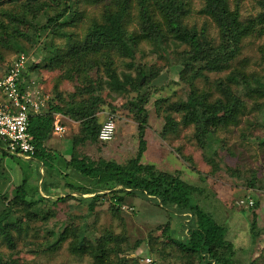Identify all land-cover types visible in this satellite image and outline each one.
Wrapping results in <instances>:
<instances>
[{"label": "trees", "instance_id": "1", "mask_svg": "<svg viewBox=\"0 0 264 264\" xmlns=\"http://www.w3.org/2000/svg\"><path fill=\"white\" fill-rule=\"evenodd\" d=\"M257 4L260 12L243 19L238 1L233 6L230 0H203L200 12L216 25L218 36L214 38L206 25L198 28L189 24L190 0H0V62L7 54L25 52L28 60L24 75L38 74L40 69L59 72L55 96L49 100L47 109L29 117L34 155L22 157L7 150L0 140L3 156L35 160L43 166V172L37 170L41 185L39 178L37 183L30 181L33 172L30 169L23 171V179L12 189L11 198L6 192L0 194V243L9 249L7 253L0 251V264H22L17 256V237L27 234L38 218L48 222V216L56 214L44 210L43 202L57 204L73 198L87 203L92 213L97 201L104 197H108L114 215L121 212L128 197H140L181 220L179 237L172 235L170 222L162 229L170 246L177 251L175 264H256V260L245 263L238 258L235 244L227 237V227L201 205L202 188L178 173L143 162L150 100L144 87L161 70L136 64L135 59L142 42L164 51H168L171 39L177 46H184L176 51V58L180 64L179 79L190 90L184 99L156 100L164 119L161 135L165 138L179 133L181 128L194 126L193 138L198 145L204 150L212 147L218 131L239 122L246 111L244 97L264 98V73L249 74L240 65L233 66L246 38L264 36V0H257ZM92 8H98V12L91 15ZM58 39L64 40V44L58 43ZM28 41L37 46L33 55H28ZM116 57L123 61L130 59L126 65L135 67L136 74L124 71L119 74ZM228 69L231 70L225 76L213 79L210 88L198 86L199 79L209 82L212 73ZM62 80H76L74 90L60 91L58 83ZM106 84L121 92L136 93L128 106L138 123L139 146L136 154L125 162L95 159L80 150L87 143H107L99 139L106 120L101 123L98 116L104 102L100 92ZM55 113L79 124L78 132L70 140L69 158H62L61 165L58 153L45 143L53 134ZM210 155L208 162L213 169H220L214 155ZM228 170L230 175L237 173L235 169ZM256 172L252 169L251 177L246 178L250 187H256L260 181ZM41 190L46 195L58 193L50 198L42 195ZM255 218L256 215L250 222L253 241L263 231ZM59 230L54 241L45 247L50 251L71 238V253L88 256L94 264H139L138 257L127 255L136 245L130 246L125 235L112 232L98 235L89 224L82 229L73 221ZM149 239L152 244V234ZM160 252L150 248L147 255Z\"/></svg>", "mask_w": 264, "mask_h": 264}, {"label": "rangeland", "instance_id": "2", "mask_svg": "<svg viewBox=\"0 0 264 264\" xmlns=\"http://www.w3.org/2000/svg\"><path fill=\"white\" fill-rule=\"evenodd\" d=\"M234 6L238 1L240 13L243 19L256 16L260 12L257 0H230ZM203 0H190V13L188 22L198 28L206 25L209 34L217 38L218 30L214 22L201 14L200 9ZM98 12V8H92V15ZM82 31V29H79ZM58 43L64 44V40L58 39ZM178 44V43H177ZM171 39L168 51L159 50L154 45L146 42L140 44L136 55V64L145 67H156L161 71L144 87L149 93L150 100L147 104L149 111L148 126L145 138L147 149L143 154V162L152 163L160 170L180 174L186 181L202 188L199 200L208 210L212 211L217 221L228 229L227 237L237 248V256L245 263L256 260V264H264V98H247L246 111L240 117L237 124L222 129L216 133L215 140L207 149H202L196 139L193 138L194 126L181 128L179 133L162 137L161 131L164 125L162 111L158 110L155 102L157 99L169 97L170 100L187 98L189 87L179 79L180 64L176 58V51H181L184 46H177ZM28 55L36 51L37 46L26 42ZM23 53V52H22ZM25 53V52H24ZM18 53L7 54L5 60L0 62V76H3L9 65ZM130 59L116 57V67L120 74L122 71L136 74V68H130L126 64ZM240 65L247 73H264V36L249 37L243 42L241 54L234 61L233 66ZM231 69L221 73H212L211 80H198L200 88H210L214 78L225 76ZM41 83V88L46 91L49 100L55 96V83L59 76L58 70L49 71L40 69L38 74H32ZM76 80H62L58 83V89L63 93L72 92ZM36 88V87H35ZM37 89V88H36ZM41 89V90H42ZM104 102L98 113L99 121L103 123L109 117H113L116 125L114 138L106 144L87 143L80 147L81 152L92 158L104 157L125 162L134 156L139 146L138 123L130 111L128 101L136 95L135 92H121L110 88L106 84L101 90ZM176 117L179 119V115ZM67 130L62 134H52L47 146L58 153V164L62 158L70 155L71 137L78 132V121L65 123ZM214 155L220 169H213L208 158ZM187 158L189 160H187ZM0 194L5 192L10 195L12 189L23 179V171L33 169L30 181L38 182V172H43V166L35 160H18L16 157L3 156L0 145ZM14 166V167H13ZM12 168V169H10ZM229 168L235 169L236 174L230 175ZM256 170V177L260 180L256 187L248 186L251 170ZM240 174V176L238 175ZM248 178V180L246 179ZM42 179L39 178L41 185ZM55 198L58 192L52 191L46 195ZM92 196V194H87ZM252 199L256 206L244 207L241 200ZM42 208L54 211L55 215L48 216V222L39 218L33 221L27 234L18 236V250L22 264H94L93 259L77 256L70 251L71 238L60 243L59 247L50 251L47 244L54 241L60 228L73 221L82 229L89 224L93 232L103 234L112 232L125 235L130 246L136 248L127 252L130 257H138L139 264H155L156 261L164 264H175L176 249L170 246L162 229L167 222L171 224V233L175 237L181 236L180 221L167 209L140 198L128 197L121 207V212L114 215L110 210V201L104 197L97 201L94 211L91 213L88 204L69 199L52 204L51 201L43 202ZM256 215V222L262 231L256 240L251 239L250 222ZM73 216L72 218H70ZM154 241L151 244L149 235ZM1 242V241H0ZM125 247V243L123 244ZM150 248L160 249V253L147 255ZM9 249L4 243H0V251L7 253ZM149 259V260H148ZM179 264V263H177Z\"/></svg>", "mask_w": 264, "mask_h": 264}, {"label": "built area", "instance_id": "3", "mask_svg": "<svg viewBox=\"0 0 264 264\" xmlns=\"http://www.w3.org/2000/svg\"><path fill=\"white\" fill-rule=\"evenodd\" d=\"M28 56L17 55L4 76L0 77V140L6 149L31 158L35 147L28 130L31 114L44 112L49 105V97L41 92L35 79H26L23 71L27 66ZM37 89H36V88ZM55 132H63L64 125L54 123ZM116 133L113 117H109L101 126L99 139L110 142ZM252 199L241 200L240 204L252 205ZM149 260V259H148Z\"/></svg>", "mask_w": 264, "mask_h": 264}, {"label": "crops", "instance_id": "4", "mask_svg": "<svg viewBox=\"0 0 264 264\" xmlns=\"http://www.w3.org/2000/svg\"><path fill=\"white\" fill-rule=\"evenodd\" d=\"M25 77H26L27 80H28V79H33V78H34L35 81H36V83L39 84L40 89H42V88H41V83L39 82L38 79H36L34 76H32V74H31V75H25ZM41 92H42L43 94L46 93V91H44L43 89L41 90ZM48 102H49V100H48ZM67 120L72 121V122L75 121V120H73V119H71V118H69V117L63 116V115L60 114V113H55L54 123H55V122H59L60 124L64 125L65 130H64L63 132H55V130L53 129V133H54V134H62V133H64V132H66L67 127H66L65 123H66ZM76 122H77V121H76ZM49 140H50V139H49ZM49 140H47V141L45 142L46 145L49 143ZM47 147H48V146H47ZM58 157H59V156H58ZM37 163H38V162H37Z\"/></svg>", "mask_w": 264, "mask_h": 264}]
</instances>
